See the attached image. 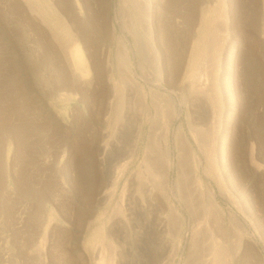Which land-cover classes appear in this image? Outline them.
I'll use <instances>...</instances> for the list:
<instances>
[{
    "label": "rangeland",
    "instance_id": "374dc122",
    "mask_svg": "<svg viewBox=\"0 0 264 264\" xmlns=\"http://www.w3.org/2000/svg\"><path fill=\"white\" fill-rule=\"evenodd\" d=\"M147 4L140 58L123 0H0V264H264V0ZM114 39L160 92L157 139L144 124L134 154L109 115ZM172 110L169 214L160 188L137 199L161 184Z\"/></svg>",
    "mask_w": 264,
    "mask_h": 264
},
{
    "label": "bare ground",
    "instance_id": "6f19581e",
    "mask_svg": "<svg viewBox=\"0 0 264 264\" xmlns=\"http://www.w3.org/2000/svg\"><path fill=\"white\" fill-rule=\"evenodd\" d=\"M123 1H125L128 4L127 6H129L127 9L128 15H127V20H126L128 26H126V28L129 29L130 34L133 38L135 49L138 50V55L141 58V56H143V55H141L142 48L140 46V43H141L140 41L143 38H147L151 41L153 40L152 21H151V18L149 16V9L151 8V6L147 4L149 0H123ZM103 2H104V0H103ZM27 3H28V0H27ZM147 13H148V15H147ZM114 40H116L118 43L116 52L114 53V60L111 59L107 63L108 71L110 72V76L113 77V80H114L113 82H115V84L113 83V86H112V94L115 98L113 97L114 102L113 101L110 102L111 113L109 115L116 119L117 125H118L119 130H120L119 132H121V135L123 137H125L124 139L127 141L128 140L131 141V143H132L131 149L132 150H129V151H131L132 154H134L135 149L138 146L139 138H140L141 131L143 129L144 124L149 125V131L147 133V142H146L147 146L150 147L151 146L150 143H154L155 141L154 142H152V141L157 139V136H158L157 132L158 131L156 132V129H158L157 128V116L159 115V112H158L159 109H157L156 101L158 98H157L156 94H158L160 92L152 91L153 94L151 95V97L149 96V94L144 90V88L142 87L140 82L137 80V78L133 74V71H132V65L133 64H132V60H131L129 46L127 44L129 41L128 40L125 41L123 39H114ZM71 45H72V43H71ZM154 59H155V62L157 64L156 65V67H157L156 72L158 74V77L161 78L162 74H161V69H160V64H159L158 58L155 57ZM84 62H85V59H84V55H83V52L81 50V47L79 44H76L75 47H73L72 51H71L70 64H71V67L73 68V73L75 75L78 74V77L81 79L85 78V76H84L85 74H89L88 73L89 69H86V70L82 69L83 71L79 75L78 69L81 66V64ZM114 70L117 71V73L119 75L118 78H115L116 73L114 72ZM117 79L119 81L118 84H116L118 81H115ZM137 106H140V111L138 112L140 115L137 113V110H135V107L137 108ZM170 109H171V107H170ZM170 115H172V116H171L170 120L168 119L169 123L164 128V132L162 135V138L164 140V144L166 146V150L168 151L167 152L168 158L165 160V163H163L162 167H159L161 169V171H163V175H162L163 177L161 176L162 177L161 184H156L155 182L154 183L151 182V184L152 183L153 184L150 185L146 182L143 183V181H142V183L139 182L138 186L141 190V193H140V195H138L139 199H137L140 201V206H142V207H145V205H147L148 202H150L151 204H153V206H155L157 200L154 201L155 198L153 199V196L155 194L156 188L157 189L160 188V189H162V200L164 201V204L166 205V207H168L167 209H169V214H171V211H172L171 209H173V207L171 206V203H172L171 202V192L172 191H171V188L169 185V172H170V166H171V161L169 160V143H170V127L172 126V123H173V110H172ZM118 127H116V128H118ZM178 138L180 139V142L184 145V147L188 148V150H190L192 148L190 141H189V139H188V137L184 131H180L178 133ZM161 140H160V142H161ZM156 143H157V141H156ZM156 143H155V145L157 146ZM159 144L162 145L161 143H159ZM120 147H122V146H120ZM106 149L107 148L105 147L104 152H103V155L105 157H106V155H105ZM158 150H160V149H158ZM103 155H102V158H103L102 162L104 163V162H106V159L103 157ZM129 155L131 156V154H129ZM127 158H130V157H127ZM156 160H157V158H156ZM157 162H158V160H157ZM157 164H155L154 166L156 167ZM126 168H127V164L123 165L121 171L122 172L125 171ZM154 170L156 171V169H154ZM157 170H159V169H157ZM148 171H149V169H148ZM155 173L156 172H154V174L151 173V175L154 177ZM157 173H158V171H157ZM121 175H122V173L118 172L116 174L114 181L113 182L111 181L112 182L111 186H113V188H114L113 191L120 184L119 179H120ZM154 178H156V176ZM156 180H157V178H156ZM160 180H161V178H160ZM160 180H158V181L160 182ZM159 182H157V183H159ZM131 183H134L133 185H135L136 175L132 177ZM132 189H133V187H132ZM134 189H136V187ZM134 189H133V191H134ZM124 198H125V195L123 193L122 201L124 200ZM119 208L122 209L123 207L122 208L119 207ZM134 208L132 210H134ZM214 208L218 211V213L221 214L222 211H220L219 208L216 207V205L214 206ZM120 209L118 211L119 213H120ZM141 209H143V208H140V210ZM135 212H136V210H135ZM139 212L140 211H138V213ZM141 213H142V210H141ZM115 214H117V212ZM115 214L113 216H115ZM116 216L119 217L120 215H116ZM123 216L125 217V215H123ZM130 218H131V216H130ZM127 224H125V225L127 226ZM120 225L122 227V224H119V227H120ZM123 226H124V224H123ZM116 230H118V229H116ZM126 230H127V227H126Z\"/></svg>",
    "mask_w": 264,
    "mask_h": 264
}]
</instances>
